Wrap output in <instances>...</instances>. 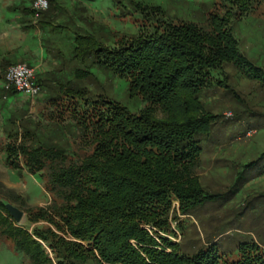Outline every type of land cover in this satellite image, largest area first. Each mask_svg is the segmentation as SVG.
<instances>
[{"label":"trees","instance_id":"obj_1","mask_svg":"<svg viewBox=\"0 0 264 264\" xmlns=\"http://www.w3.org/2000/svg\"><path fill=\"white\" fill-rule=\"evenodd\" d=\"M46 15L41 13L40 23H52V14ZM158 28L107 53L106 63L127 75L131 93L142 96L140 113L108 99L105 110H73L82 131L73 151L40 139L38 126L23 124L9 132L8 164L39 175L52 196L47 206L26 210L31 224L45 223L32 231L6 208L26 201L9 189L0 198V239L12 242L31 264H264L259 249L230 261L208 248L194 255L169 242L171 252L158 248L159 232L171 231L173 199L189 214L210 198L195 178L201 137L212 126L200 93L213 71L243 59L233 31L216 16L210 26L182 22ZM79 38L94 47L93 38ZM85 75L76 70L77 78ZM48 82L59 98L86 95L76 84ZM157 108L167 117L158 118Z\"/></svg>","mask_w":264,"mask_h":264},{"label":"rangeland","instance_id":"obj_2","mask_svg":"<svg viewBox=\"0 0 264 264\" xmlns=\"http://www.w3.org/2000/svg\"><path fill=\"white\" fill-rule=\"evenodd\" d=\"M36 1L0 0V51L10 66L26 63L34 68L43 87L36 98L13 95L6 91L4 80L0 87V121L15 117L19 121L17 129L23 124L32 129L38 126L40 139L62 147L67 144L72 151L82 140L73 110H105V99L120 103L134 114L145 106L140 94L131 93L127 75L117 73L111 63H106L108 52L122 50L139 34L147 35L158 27L162 31L165 24L193 22L210 26L215 16L225 20L243 59L237 65L228 63L213 71L200 93L212 126L201 137L195 178L210 198L189 214H184L183 202L173 199L172 232L154 234L161 243L158 248L168 252L172 251L169 242L177 245L182 254L194 255L208 248L230 261L240 260L245 251L254 253L259 249L263 253L264 0H48L43 12L47 19L52 14L48 20L55 27L54 34L38 28L41 17L34 16ZM13 6L30 9L32 14L24 21L12 13L8 20L7 8ZM79 37L93 38L94 47L87 38ZM78 68L85 77H76ZM42 79L56 87L76 84L86 88V95L83 99L59 98L60 92ZM155 114L161 119L167 117L161 108ZM18 131L23 134L21 129ZM9 144L6 141L0 148V198L9 189L26 201V206L17 202L24 211L18 225L32 231L45 223L31 224L26 210L47 206L52 196L39 175H21L7 165ZM44 246L55 259L53 251ZM0 264L31 262L12 242L0 239Z\"/></svg>","mask_w":264,"mask_h":264},{"label":"built area","instance_id":"obj_3","mask_svg":"<svg viewBox=\"0 0 264 264\" xmlns=\"http://www.w3.org/2000/svg\"><path fill=\"white\" fill-rule=\"evenodd\" d=\"M48 8V0H37L33 8L34 16L39 18ZM5 89L30 98H36L43 92L42 85L37 80L36 71L26 63H18L8 68L5 76Z\"/></svg>","mask_w":264,"mask_h":264},{"label":"crops","instance_id":"obj_4","mask_svg":"<svg viewBox=\"0 0 264 264\" xmlns=\"http://www.w3.org/2000/svg\"><path fill=\"white\" fill-rule=\"evenodd\" d=\"M12 13H17V19L21 20L23 19L24 21L27 18V15L32 14V10L27 9V8H18L16 6L7 8V16L6 18L8 20H10V17L12 16ZM13 20V19H12ZM38 28H40L43 32H50V33H55V27L53 25V23L50 22H45L43 23H39ZM21 27V26H20ZM33 27H31L32 29ZM3 30L0 29V33H2ZM0 49H1V45H0ZM3 50V49H2ZM4 51V50H3ZM5 52V51H4ZM2 51H0V87L2 88V84L5 80V73L6 70H8V68L10 67L11 64H9L6 58H4V56L2 55ZM13 65V64H12ZM43 80V79H42ZM43 82L48 85L49 82L47 80H43ZM50 86V84H49ZM16 93H14L13 95H15ZM21 95V94H20ZM19 126V121L18 119H16L15 117H11V118H5L0 121V148L2 146V144H4L6 141L10 142V139L8 137L9 132L11 131V129L13 127ZM7 162V159H6ZM7 165L10 167V165L7 162ZM16 170V169H15ZM17 171L19 172V174L24 175L25 173H29L27 171L26 168L22 167L21 169H17ZM30 174V173H29ZM33 176V174H30Z\"/></svg>","mask_w":264,"mask_h":264},{"label":"water","instance_id":"obj_5","mask_svg":"<svg viewBox=\"0 0 264 264\" xmlns=\"http://www.w3.org/2000/svg\"><path fill=\"white\" fill-rule=\"evenodd\" d=\"M6 208L17 223L22 221V218L24 217V211L10 203L6 204Z\"/></svg>","mask_w":264,"mask_h":264}]
</instances>
